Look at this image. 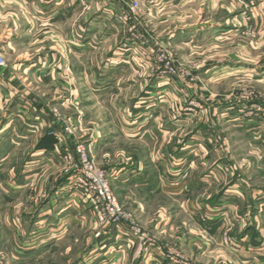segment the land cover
I'll list each match as a JSON object with an SVG mask.
<instances>
[{"label":"rangeland","instance_id":"obj_1","mask_svg":"<svg viewBox=\"0 0 264 264\" xmlns=\"http://www.w3.org/2000/svg\"><path fill=\"white\" fill-rule=\"evenodd\" d=\"M135 1L140 4L134 31L116 21L127 9L110 17L120 31L121 46L129 39L136 55L154 48L152 71L161 78L148 79L152 88L144 87L145 81L133 86L128 81L131 72L125 68L120 84H126L119 90L99 89L94 66L114 52L109 48L92 52L86 78L78 71L66 77L70 87L74 81L82 85L79 97L63 87L62 78L43 84L37 73L33 81L23 70L16 72L31 92L23 101L27 103L24 115L13 106L0 111V129L7 124L0 133V264H144L155 252L169 264H251L244 255L227 249L238 241L230 229H224L220 238L216 231L205 232L194 217L198 214L195 201L224 199L225 189L242 181L249 188L245 205L228 202L236 204L244 216V230L264 252L257 224L264 219L259 210L264 194V27L257 37L256 25L251 24L264 0H213L212 5V0H197L164 11ZM3 14L0 9V18ZM228 22L234 28L228 38L210 40L199 48L181 47L172 37L182 29ZM240 27L248 29L243 34ZM34 51L28 45L17 51L0 37L6 71ZM162 53L179 67L178 72L172 71L177 75L160 63ZM229 62L231 68L208 77L209 70ZM256 67L263 76L251 72L243 76L245 68ZM36 117L41 127L33 136L27 131ZM51 128L57 136L49 134ZM45 136L56 140L53 153L34 157L38 140ZM80 149L105 173L120 208L154 247L146 251L145 241L140 246L125 224L102 229L97 206L78 190L75 173L81 168ZM194 179L199 187L187 192ZM160 182L161 188H154ZM150 183L153 186H145ZM116 227L122 233L116 246L109 242L111 237L107 247L105 235L114 228L117 232ZM125 250L131 252L124 256Z\"/></svg>","mask_w":264,"mask_h":264},{"label":"crops","instance_id":"obj_2","mask_svg":"<svg viewBox=\"0 0 264 264\" xmlns=\"http://www.w3.org/2000/svg\"><path fill=\"white\" fill-rule=\"evenodd\" d=\"M121 1L124 3L123 5ZM121 1L0 0V9L1 11H5V14L1 15L0 18V37L3 43L9 47L16 46L17 51L27 45L32 48L35 47L36 49V51L31 53V57H23L20 62L16 63L14 66H10L8 71H6V69H0V111H3L4 108L13 106L19 114H22V108L26 107L25 104L27 103L23 101L26 99V95L30 94L29 92L31 91L29 87H26L22 81L16 78V72L23 70V73L26 75L29 74L28 76L32 78L33 81L35 80L33 73H37V76L40 75V77H42L43 84L47 82L50 84L51 81L62 78L63 87L68 89L70 86L67 84L66 77L70 78L72 72L77 73L76 71H78L80 77L85 76L86 78L88 73L86 70L88 58L90 59L92 54L98 53L104 48H109L110 51L114 50V52L111 51L105 58L101 57L98 60V64L94 66L95 70L99 73V89L103 92L109 89L114 91L115 89L119 90L126 84V82L120 84L121 79L124 77L123 72L126 73L125 68L129 69L131 72L130 76L132 79L128 78V81H131L134 84L133 86L138 87L145 81L144 87L152 88L153 86L149 85V81L153 79L152 77L161 78L157 72L152 71V63L155 62L153 59L155 53L154 48L149 47V53L146 55H136L131 53L133 47L130 48L131 43H129V39L126 40L123 46H121L123 43L121 44L117 41V35L120 34V31L118 26L114 24L110 14L125 9L129 10L126 3L127 0ZM196 1L197 0H140L141 4H148L151 10L154 11L183 8ZM216 1L214 4L215 7ZM222 1L226 2V0ZM212 4L213 0L211 1V5ZM263 20L264 3H259L251 20L252 26L254 27L256 25L257 30V34L254 36L258 37L261 34L264 27ZM232 29L234 28L229 25L228 22L217 24L216 26H208L206 29H200L199 27L185 31L182 29L180 32L172 35V37L175 36L178 38L177 40L181 47L199 48V45H205L210 40H215L217 38V40H224L228 38L231 35ZM247 29V27L239 28L240 32L243 34ZM2 47L6 51L5 47ZM91 60L94 61L93 58H91ZM73 61L75 64L78 61L80 64L79 67H77V65L73 67L74 65L72 66L71 64ZM137 62H141L142 65H139ZM227 68H231L230 62L217 69L209 70L207 75L209 77L212 74L214 75L215 71L223 72ZM257 68L258 67H256V69L253 68L252 71L249 68H245L243 76L248 77L250 75L248 72L255 73V76H263V71ZM256 70L262 72L256 73ZM77 85L78 84L74 81L70 89H72L74 95H78L79 97V94L82 93V85ZM159 86L164 85L159 84ZM39 120L40 118L36 117V123L34 122L30 130L27 131L33 134V136L38 135L40 130L41 121ZM6 125L3 124L0 133L6 130ZM45 137L39 139L40 141L38 140L37 146H40H38L39 148L36 150L34 157H42L53 153L52 151L55 148V144L48 145L49 147L42 144L41 147V141ZM4 158L6 159L7 157H2L1 161L2 159L4 160ZM205 177L209 176L205 175ZM200 180L199 184H202L203 178ZM213 183H215V181H213ZM247 185L245 181H242L228 186L223 193V195L227 196L224 199L213 197L207 201H202V203H200V201H195L194 205L197 206V209L194 208L198 214L194 217H196L195 219L202 225L205 232L209 233L216 231L218 236H220L224 229H230V235L235 237V240H238V244L236 243L235 246H228L227 249L234 254L239 253L240 255H244L245 260L250 261L251 264H264L263 250L261 253L259 252V244L256 243V240L252 239L253 236H251L250 233L244 230L246 228L242 224L244 216L237 211L235 203L228 202L233 200V202L238 201L240 202L239 204L245 205L249 189ZM145 186L148 187L153 185L150 183ZM161 186L162 183L160 182V185H156L154 188L160 189ZM210 186L211 185L207 188H210ZM196 187H199L197 180H191L187 185V192L193 191ZM157 190L158 189H156V191ZM261 200L262 202L259 205V210L264 214V194ZM48 203L50 202L48 201ZM195 214L196 213H193V215ZM39 216H42V213L39 214ZM169 224L170 222L166 221L165 225ZM257 224L262 232H260L262 237L260 238L263 239L264 219L261 220V222L257 221ZM121 233L122 228L118 229L117 232L115 228L114 231L108 232L107 235H105V245L108 247L107 241L112 237L109 242L114 241L113 243L116 246V238L120 236ZM129 252L131 251L125 250L124 256ZM253 254L255 255L254 258L252 256ZM155 262L169 264L166 257L160 252H155L154 255L151 256V259L144 264H156Z\"/></svg>","mask_w":264,"mask_h":264},{"label":"built area","instance_id":"obj_3","mask_svg":"<svg viewBox=\"0 0 264 264\" xmlns=\"http://www.w3.org/2000/svg\"><path fill=\"white\" fill-rule=\"evenodd\" d=\"M139 4L140 3L135 0L132 3H128L127 7L129 12L122 13L116 18L118 25L124 29H128L129 32L134 31L135 27L133 24H135V21L138 19L137 9ZM159 57L160 63L164 65L166 69H170L171 74L177 75V73L172 72L174 70L177 72L179 71V67L175 66L174 61L164 53H162V55ZM5 67H7L6 60L2 53H0V69ZM49 134L52 136H57L56 131L52 130V128L49 130ZM78 152L81 154V168L75 173V175L79 177L78 190H80L83 195L87 197L88 202L97 206V219L102 229L105 231L113 225L120 227L122 224H125L131 235L139 240L140 246L141 242L145 241V246L143 248L146 251L151 247H154V244L152 243V240L149 239L148 235L138 228V226H136L132 216L120 208L117 199L114 197L108 186L105 173H101L91 163L82 149H80ZM67 160H72V158L67 157ZM117 227L116 230H118ZM101 235L102 232H99L97 237H101ZM172 260L174 261V258H172ZM176 263H178V261H176Z\"/></svg>","mask_w":264,"mask_h":264},{"label":"trees","instance_id":"obj_4","mask_svg":"<svg viewBox=\"0 0 264 264\" xmlns=\"http://www.w3.org/2000/svg\"><path fill=\"white\" fill-rule=\"evenodd\" d=\"M55 139L54 138H49L48 136H46L42 141H41V147L42 144H45L46 147H49L48 145H53L55 143Z\"/></svg>","mask_w":264,"mask_h":264}]
</instances>
